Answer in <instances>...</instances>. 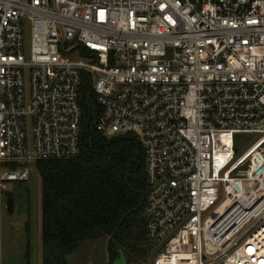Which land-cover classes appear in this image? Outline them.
<instances>
[{
  "label": "built area",
  "instance_id": "obj_1",
  "mask_svg": "<svg viewBox=\"0 0 264 264\" xmlns=\"http://www.w3.org/2000/svg\"><path fill=\"white\" fill-rule=\"evenodd\" d=\"M83 75L143 151L149 264H264V0H0V188L78 155Z\"/></svg>",
  "mask_w": 264,
  "mask_h": 264
},
{
  "label": "trees",
  "instance_id": "obj_2",
  "mask_svg": "<svg viewBox=\"0 0 264 264\" xmlns=\"http://www.w3.org/2000/svg\"><path fill=\"white\" fill-rule=\"evenodd\" d=\"M79 94L78 155L33 164L41 184V264H68L67 257L81 243L111 237L112 259L120 251L127 262L146 260L150 251L145 241L144 201L136 209L146 195L143 151L132 138H106L97 132L98 111L87 75L82 76ZM3 167L14 170L17 166ZM25 227L28 232V224ZM29 250L27 244V264Z\"/></svg>",
  "mask_w": 264,
  "mask_h": 264
},
{
  "label": "rangeland",
  "instance_id": "obj_3",
  "mask_svg": "<svg viewBox=\"0 0 264 264\" xmlns=\"http://www.w3.org/2000/svg\"><path fill=\"white\" fill-rule=\"evenodd\" d=\"M97 117L100 113L97 107ZM129 137L130 136H121ZM256 139L255 135L238 134L234 137L236 155L242 154ZM147 193V188H146ZM12 201L8 213L5 202ZM41 184L34 167L27 182L5 184L0 188V264H27L24 253L29 244V264H41ZM28 224V232H26ZM107 241H85L67 257L68 264H106ZM150 251V248H149ZM149 257V256H148ZM136 264H149V258Z\"/></svg>",
  "mask_w": 264,
  "mask_h": 264
},
{
  "label": "water",
  "instance_id": "obj_4",
  "mask_svg": "<svg viewBox=\"0 0 264 264\" xmlns=\"http://www.w3.org/2000/svg\"><path fill=\"white\" fill-rule=\"evenodd\" d=\"M144 197L145 195L142 196V199H141V202L140 204L138 205V207L136 209H140L142 207V204H143V201H144ZM12 201H9V202H5V208H6V211L8 213H11L12 211ZM133 210V211H136ZM117 228L115 229L114 233L116 232ZM112 240V237L108 239L107 243H106V253H107V261H106V264H126V259H125V256L123 255L122 252H118L117 253V258L116 259H112L111 258V255L109 253V244H110V241Z\"/></svg>",
  "mask_w": 264,
  "mask_h": 264
}]
</instances>
